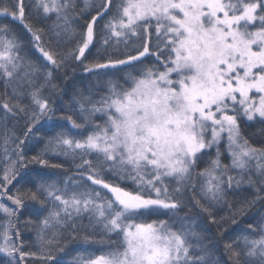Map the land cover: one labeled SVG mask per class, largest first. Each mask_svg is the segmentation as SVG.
Wrapping results in <instances>:
<instances>
[{"label":"snow or ice","instance_id":"6c2138e0","mask_svg":"<svg viewBox=\"0 0 264 264\" xmlns=\"http://www.w3.org/2000/svg\"><path fill=\"white\" fill-rule=\"evenodd\" d=\"M83 2L77 11V0H35L38 15L44 19L55 16L51 29L57 43L79 36L74 48L56 53L43 46L44 29L25 22L24 0L11 4L0 0V16L22 24L47 65L60 68L74 60L90 75L122 73L105 81L107 90L99 100L81 95L75 101L83 123L71 115L57 118L72 129L93 128L86 137L76 139L59 125L52 135H41V121H52L56 111L43 96L46 88L55 87L52 72L45 70L47 65L42 69L27 54L22 55L23 42L8 25H0V80L6 90L11 88V96L0 101L4 112L0 120L22 115L26 121L23 139L14 132L3 134L6 163L0 175V214L5 219L0 221V254L6 264L29 259L39 264H207L210 238L196 230V222L187 214L179 215L181 210L191 204L212 224L229 219L236 224L237 217L258 202L264 204V147L251 144L242 131V122H255L261 125L256 134L264 141V0ZM86 12L94 14L82 29L73 27ZM105 17L103 45L107 48L112 42L114 52L105 58L98 51L85 64L95 27ZM133 39L141 40L139 46ZM121 44L125 48L122 58ZM149 57L155 58V64L144 63ZM41 77L43 82L38 83ZM25 85L27 92L18 90ZM98 115L103 123H96ZM17 140L9 152V143ZM26 140L45 142L44 149L27 162ZM222 142L230 165L221 163ZM213 148L215 158L194 171L200 158ZM77 154L79 180L68 177L60 187L54 181L30 177L34 190L17 189L9 194L8 186L24 179L18 166L25 173L27 163L62 167L45 157L71 156L75 161ZM89 156L95 162L85 158ZM230 170L237 171L239 178L228 175ZM105 175L130 180L134 188L110 182ZM196 180L202 181L199 199L193 195ZM81 181L92 187L82 188ZM245 182L254 188L253 197L240 202L229 217L217 220L213 207L227 203L226 190L239 189ZM5 198L12 207L3 202ZM26 201L39 206L34 209L38 217L47 213L38 222L30 218L23 222L37 228L39 246L32 252L23 251L18 228L19 216L29 206ZM162 215L167 219H149ZM85 217L87 225L82 223ZM81 228L82 237L78 236ZM247 231L254 235L225 243L229 259L233 264H264V215L249 224ZM113 235L116 240L111 239ZM238 243L241 250L235 247ZM73 245H82L84 251L66 260ZM92 245L104 251L99 255L88 252Z\"/></svg>","mask_w":264,"mask_h":264},{"label":"trees","instance_id":"16d2710c","mask_svg":"<svg viewBox=\"0 0 264 264\" xmlns=\"http://www.w3.org/2000/svg\"><path fill=\"white\" fill-rule=\"evenodd\" d=\"M12 0H8V3L11 4ZM25 3V22L31 23L38 28H43L45 31L44 36L42 37L43 46L46 49H51L56 53H63L67 51L69 48H74L76 46L77 41L79 40V36H76L74 39L71 40H61L59 43L52 36V29L51 25L53 21L56 19L55 16H52L49 19H44L42 15H38L34 4L35 0H24ZM84 7L83 0H77V11L80 8ZM42 12V10H41ZM94 14V12L87 13L77 19L73 27L82 29L85 20L90 19V16ZM107 20L105 17L104 20H100L96 27H95V40L93 45L90 46V50L86 52L87 59L85 60V64L89 61L96 58L97 53H101L105 58L109 55H112L114 52L112 42L109 43L107 48L103 45V40L106 37V32L104 31V23ZM0 25H8L10 29L19 37V39L23 42L24 48L22 50V55L27 54V57L30 60L35 61L38 65L41 66L43 69L47 62L41 57L40 53L33 47L31 43V36L28 32L25 31L22 24L18 21L11 19L10 17L0 16ZM133 44L139 46L141 40L133 39ZM155 44V37L153 35V45ZM131 47V45H130ZM154 50V49H153ZM125 51L124 45L121 44L119 48V55L120 58L123 57V53ZM113 58H116L113 56ZM145 64H155V58L149 57L145 59ZM45 70L51 71L53 79L51 83L55 85V87H48L44 90L43 96L49 98L50 104L56 109L54 113V119L52 121L44 120L41 121V135H52L53 130L58 131L59 127H63L66 130L70 131L71 136L76 139H82L86 137L93 128L91 127H84L81 129H72L71 125L68 124L66 121L58 120L57 118L61 116L71 115L74 119L77 120L78 123H83L82 120L79 119V112H78V104L75 102L79 99L81 95L83 96H90L92 100H99V98L106 93V83L108 79H117L119 78L122 73H116L113 76L111 73L108 76H97V75H90L85 73L83 70V66L74 60L69 61L66 65L55 68L51 65H47ZM161 70H163L161 68ZM127 71V69H125ZM39 82L42 81V77L40 78ZM120 83H123L121 80ZM19 91L27 92L29 89L27 85L23 88L18 89ZM5 96H11V88L6 90L5 84L3 80H0V101H2ZM24 103H28L27 100L23 101ZM4 112L3 109H0V117H3ZM96 123H103L102 119L99 115L96 117ZM59 125V127H58ZM261 128V125L256 124L255 122H249L248 124H244L242 122V131L243 134L249 139L250 143L257 147H264V141L261 140L260 136L256 133ZM44 129H48L47 132ZM26 130V121L24 117L21 115L19 117L9 115L7 120H0V175L3 174L4 166L6 161L4 160V153L2 151L3 145V134L7 131L9 134L15 133V135L21 139H23L24 131ZM19 141L10 142L8 145L9 152L15 148V144ZM45 147V142L43 140H26L23 146L25 161L36 155L37 153L41 152L42 149ZM215 148L205 153L204 156L200 158L197 163V166L194 171L198 172L201 169L208 166L209 159L215 158ZM220 152H221V163L223 165H230L231 159L226 151V145L224 142L220 145ZM49 159L50 164L54 165H61L62 167H48V168H41L39 165L27 163V172L25 170L17 167V171L24 174V179L19 180V182L14 181L12 185L8 186L9 194H15L17 189H29L32 188L34 190V185L29 182L30 177H40L47 181H54L60 187H63V182L68 177H73L74 179H80V173L77 171L75 165L80 163L79 154H77V158L75 161L72 159L71 156L64 157V156H52L49 155L45 157ZM87 159H92L95 162L94 156L85 157ZM12 159L15 160L16 156L13 154ZM228 175L235 176L239 178V173L234 170H230ZM106 180L119 183L122 187L126 189H133L134 185L130 180H118L113 175H105L104 177ZM254 180L258 181V177H253ZM245 181H247V176H245ZM197 183V189L193 195H195L196 199L200 198L199 193V185L202 183L200 180L195 181ZM166 183H171L170 181H166ZM82 188L88 187L91 188L92 185L90 182L81 181ZM71 188V184L69 185ZM97 190H100L97 188ZM191 192V189L189 190ZM102 195L107 196L108 193L106 190L102 191ZM254 195V188L250 187L246 182L241 185L239 189L233 188L231 190H226L225 200L227 203L222 202L221 204L215 205L212 209L213 215L219 220L221 217H229L231 212L234 211L237 207H239L240 202L252 198ZM189 193L185 194V201H188ZM7 206L12 207L11 201H8L6 198L3 201ZM29 206L28 208L23 210V213L19 216V224L18 228L21 232L20 240L23 241L25 247L23 251L25 252H32L37 251L39 242L37 237V228L35 225H25L23 222L26 219H32L34 222H38L40 218L46 215V211L40 213L38 217L34 209L39 207L38 205H34L32 202L26 201ZM204 203L203 201H201ZM228 205H231V209ZM187 214L190 218H192L196 222V230L202 231L205 236L210 238V247L206 250L207 254V264H233V261L229 259L230 253L227 252L224 248L225 243H229L232 241L237 240V238H242L245 235H254L253 233H249L247 231V226L249 224H254L261 215H264V204L257 203L251 211H249L246 215L242 217H237V223L232 224L231 220H227V222L221 223L219 225L212 224L209 222V218L205 213H202L198 207H192L191 204L188 207L181 210L179 215ZM5 217L3 214H0V221H3ZM149 219H167V216H153ZM15 223V221H14ZM77 223H81V221H77ZM84 225L88 224V219L85 217L82 221ZM178 226V225H177ZM84 229L81 228L78 232V236L82 237L84 235ZM112 240H116L117 237L113 235L111 237ZM206 243L208 241H205ZM237 250L242 249V244L235 245ZM84 251V247L82 245H73L71 247L70 253L68 256L65 257L66 260H70L72 256H74L77 252ZM88 252L94 253L95 255L101 254L104 249L100 248L99 246L92 245L88 246ZM243 259V258H242ZM0 264H6V258L3 254H0ZM22 264H39V261L36 260H26L23 261Z\"/></svg>","mask_w":264,"mask_h":264}]
</instances>
